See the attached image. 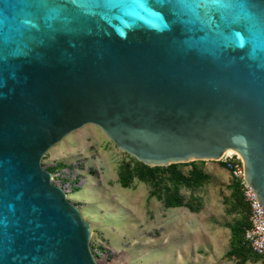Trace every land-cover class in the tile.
I'll return each instance as SVG.
<instances>
[{"label":"water","instance_id":"1","mask_svg":"<svg viewBox=\"0 0 264 264\" xmlns=\"http://www.w3.org/2000/svg\"><path fill=\"white\" fill-rule=\"evenodd\" d=\"M88 126L149 168L232 151L264 212V0H0V264H99L43 166Z\"/></svg>","mask_w":264,"mask_h":264},{"label":"rangeland","instance_id":"2","mask_svg":"<svg viewBox=\"0 0 264 264\" xmlns=\"http://www.w3.org/2000/svg\"><path fill=\"white\" fill-rule=\"evenodd\" d=\"M136 162L93 126L68 137L43 161L47 170L57 169L54 183L67 192L69 201L91 224L92 245L102 254L99 264H137L141 259H145L142 264H238L225 256L231 250V232L226 226L240 217L226 213L229 206L225 201L231 197L233 180L223 165L196 163L211 179L194 194L181 191L186 203L202 208L193 214L186 208L165 209L163 203L150 199L151 186L138 181L123 189L119 169L126 163L134 167ZM58 165L65 167L58 169ZM180 166L185 174L192 170L189 164ZM187 229H198L204 236L199 257L187 247L192 242ZM123 249L129 263L120 253Z\"/></svg>","mask_w":264,"mask_h":264},{"label":"trees","instance_id":"3","mask_svg":"<svg viewBox=\"0 0 264 264\" xmlns=\"http://www.w3.org/2000/svg\"><path fill=\"white\" fill-rule=\"evenodd\" d=\"M226 169V165L221 163ZM192 170L185 174L180 170V165L170 166L168 168H149L138 162L136 166L124 164L119 169V181L123 189H130L135 181L149 185L152 188L150 199H156L163 203L164 208L181 209L186 208L193 214H199L201 207L195 208L191 203H186L181 191L183 189L194 194L195 191L202 188L210 181V176L200 170L196 163L189 164ZM65 166L58 165V169ZM55 174L56 170H50ZM228 171V170H227ZM231 197L225 203L229 206L227 214L237 215L240 219L226 226L231 232V250L226 255L228 259L237 260L238 264L259 263L264 261V257H258L252 253L244 241V234L250 229L249 208L245 203L242 189L239 183L233 181L231 187ZM192 200L195 197L192 196Z\"/></svg>","mask_w":264,"mask_h":264},{"label":"built area","instance_id":"4","mask_svg":"<svg viewBox=\"0 0 264 264\" xmlns=\"http://www.w3.org/2000/svg\"><path fill=\"white\" fill-rule=\"evenodd\" d=\"M221 163L226 165L232 180L240 184L245 203L249 208L251 227L245 232L244 241L254 255L264 257V212L244 179L243 163L237 155L225 156ZM56 177L53 175V179ZM99 249L92 245L93 255L98 262L102 256Z\"/></svg>","mask_w":264,"mask_h":264},{"label":"crops","instance_id":"5","mask_svg":"<svg viewBox=\"0 0 264 264\" xmlns=\"http://www.w3.org/2000/svg\"><path fill=\"white\" fill-rule=\"evenodd\" d=\"M191 215V214H190ZM193 232H196V233H193ZM186 233L188 234L189 233V235H190V240H192V242H190L188 245L189 246H187L188 248H190L191 250H193V255H196V256H201L200 254H199V248H200V244H203L202 243V241H204L203 240V235L201 234V231L200 230H198V229H196V230H190V229H187L186 230ZM185 233V234H186ZM193 234V235H192ZM192 236H194V237H192ZM210 238H212V236L210 235ZM213 239V238H212ZM209 245H210V247L212 246L211 245V243H209ZM120 251V250H119ZM120 253L122 254V257H124L125 258V260H126V262L127 263H129L130 261L129 260H127V252H126V250H121L120 251ZM145 253H143V257H145V255H144ZM226 256V255H225ZM222 258V257H221ZM130 259V258H129ZM215 260H217V258H215ZM145 261V259H141V261H139V262H137V264H142V262H144ZM218 261H221V259H219ZM236 261V260H235ZM141 262V263H140ZM232 263H235V262H232ZM206 264H213V263H206ZM220 264H222V263H220Z\"/></svg>","mask_w":264,"mask_h":264},{"label":"bare ground","instance_id":"6","mask_svg":"<svg viewBox=\"0 0 264 264\" xmlns=\"http://www.w3.org/2000/svg\"><path fill=\"white\" fill-rule=\"evenodd\" d=\"M233 155H237L236 153H234V152H232V151H230V152H228L227 154H226V156H233ZM240 158V157H239Z\"/></svg>","mask_w":264,"mask_h":264}]
</instances>
